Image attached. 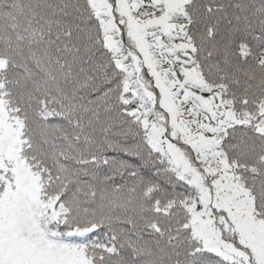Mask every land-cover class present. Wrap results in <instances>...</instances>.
<instances>
[{"label":"snow or ice","instance_id":"1","mask_svg":"<svg viewBox=\"0 0 264 264\" xmlns=\"http://www.w3.org/2000/svg\"><path fill=\"white\" fill-rule=\"evenodd\" d=\"M0 264H264V0H0Z\"/></svg>","mask_w":264,"mask_h":264}]
</instances>
